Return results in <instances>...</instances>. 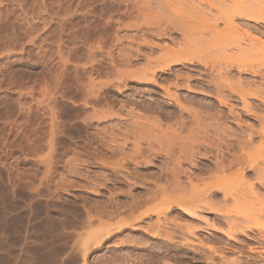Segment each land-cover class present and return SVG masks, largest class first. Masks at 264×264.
<instances>
[{"label": "bare ground", "instance_id": "obj_1", "mask_svg": "<svg viewBox=\"0 0 264 264\" xmlns=\"http://www.w3.org/2000/svg\"><path fill=\"white\" fill-rule=\"evenodd\" d=\"M114 1L122 3L127 14L134 15L129 26H160L164 13L178 12L177 21L164 17L169 22L165 26L173 27L160 31L161 35L171 32L179 49L169 53L165 47L167 51L163 49L162 56H143L145 65L126 73L137 80L136 85L158 86L163 97L171 98V112L164 113L165 121L157 117L151 121L141 114L132 116L133 110L129 113L135 119L123 120L111 113L102 87L99 90L92 79H87L86 94L90 98L82 101L84 109L89 110L83 118L86 126L91 128L112 118L118 124L108 135L95 129L90 138L93 155L87 167L105 173L85 179L106 195L101 203L93 202L86 209L85 220L81 221L80 230L84 232L78 235L76 248L82 259L106 244L115 251L103 256L101 264H160L162 259L171 258V248L177 247L184 254L199 250L194 259L197 256L208 260L222 254L220 247L204 246L201 240H197L199 247L191 244L187 236L195 237L192 225L185 226L187 234H171L170 220L164 218L161 223L160 216L174 204L182 210V217L193 221L203 218V212L212 213L211 227L224 226L226 229L221 227L218 232H223L226 239L238 232L253 233L254 247L239 252L234 260L218 257L220 264L264 263L262 218L258 221L248 208L242 214L243 206L250 204L248 197L259 206L264 200L259 199L264 191V0H177L180 9L172 5L174 0ZM205 7L217 14L210 12L214 17L206 15L209 20L202 21ZM181 70L188 74L179 75ZM165 72L174 77L175 92L170 91L169 83L162 86L157 82L158 74ZM183 87L187 96L182 94L181 101L177 93ZM197 97L213 98L202 104L208 110L189 106ZM249 119L253 124L246 122ZM159 180L167 187L159 188L155 183ZM115 185L127 187L128 191L118 192ZM168 187L177 194L167 199L165 208L149 207ZM130 188L138 190L137 194H132ZM239 204L243 205L241 212ZM234 208L238 212L231 216ZM125 232L129 235L124 236Z\"/></svg>", "mask_w": 264, "mask_h": 264}, {"label": "rangeland", "instance_id": "obj_2", "mask_svg": "<svg viewBox=\"0 0 264 264\" xmlns=\"http://www.w3.org/2000/svg\"><path fill=\"white\" fill-rule=\"evenodd\" d=\"M172 5L181 7L177 0ZM206 9L204 17L210 19L217 14ZM169 13L163 14L160 26H129L134 15L127 14L124 5L114 0H0V264H101L103 256L115 251L106 244L83 260L76 248L77 237L84 232L80 227L86 209L93 202L101 203L106 195L87 184L91 176L105 173L87 167L93 155L91 135L95 129L108 135L118 124L112 118L91 128L86 126L83 118L89 110L82 106L83 99L90 98L86 83L92 79L97 88L102 87L111 113L125 121L135 119L130 116L132 110V116L141 114L151 121L154 117L165 121L164 113L171 112V98L163 97L158 86L136 85L137 80L128 75L145 65L143 56L157 58L164 55L163 49H169V53L179 49L171 32L161 35L160 30L173 27L165 26L169 22L164 17L177 21L179 13ZM185 71L177 73L185 76ZM169 73H159L157 82L162 86L169 83L172 91L175 79ZM182 89L176 93L185 98L186 89ZM195 99L187 106L204 110L202 104L213 101ZM155 183L159 188L167 187L164 181ZM114 187L118 192L128 191L122 185ZM129 190L132 194L138 192ZM176 194L168 187L149 207L163 210L167 199ZM260 195L259 199H264V191ZM246 200L255 202L249 197ZM262 202L260 206L259 202L248 204L251 208L246 203L244 209L237 206H241L238 210L242 209V214L247 208L254 212L264 225ZM235 208L231 216L237 214ZM181 211L171 205L160 216V222L170 220L171 234H187L185 226L192 225L195 237L187 236L190 243L197 247V240H201L204 246L220 247L222 254L208 260L194 259L199 250L184 254L175 247L171 248V258L162 259L160 264H220L221 257L234 260L239 252L255 246L252 232H238L230 238L232 241L226 239L223 232H218L222 226L211 227L212 213L203 212V218L193 221L182 217Z\"/></svg>", "mask_w": 264, "mask_h": 264}]
</instances>
